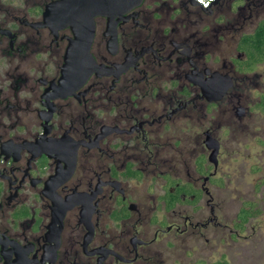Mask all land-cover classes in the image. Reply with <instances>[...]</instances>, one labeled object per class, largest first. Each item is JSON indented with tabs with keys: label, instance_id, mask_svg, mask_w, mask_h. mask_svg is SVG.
Masks as SVG:
<instances>
[{
	"label": "flooded vegetation",
	"instance_id": "af4514ba",
	"mask_svg": "<svg viewBox=\"0 0 264 264\" xmlns=\"http://www.w3.org/2000/svg\"><path fill=\"white\" fill-rule=\"evenodd\" d=\"M57 1L0 0V264H171L169 253L222 226L207 134L220 149L219 116L263 113L264 95L251 90L264 63L240 72L237 40L264 19L244 31L264 0H218L208 11L189 0H96L98 69L68 83L74 36L56 30ZM232 31L233 52L220 58V36ZM190 139L208 151L191 165ZM62 143L76 154L54 188L56 203L74 196L61 217L48 186L66 165Z\"/></svg>",
	"mask_w": 264,
	"mask_h": 264
},
{
	"label": "rangeland",
	"instance_id": "374dc122",
	"mask_svg": "<svg viewBox=\"0 0 264 264\" xmlns=\"http://www.w3.org/2000/svg\"><path fill=\"white\" fill-rule=\"evenodd\" d=\"M262 17L264 12L253 16L252 24L244 31H251ZM238 35L239 32L232 31L225 33L224 39L220 36L222 40L217 45L220 58L233 52ZM255 75V89L251 90L254 100L264 95V64L258 66ZM247 94L246 91L242 96L244 107L248 103ZM218 118L221 123L217 130L220 149L213 176L215 183L210 190L215 195L216 214L222 226L215 229V235L204 232L201 238L189 241L187 248L169 253L171 264H193L195 260L264 264V186H259L264 180V114L251 109L236 115L232 121L224 114ZM201 144L200 140H189L188 145L193 150L188 157L190 165L197 155L207 157L208 151ZM248 203L254 205L257 214L238 229L236 215Z\"/></svg>",
	"mask_w": 264,
	"mask_h": 264
},
{
	"label": "water",
	"instance_id": "95a60500",
	"mask_svg": "<svg viewBox=\"0 0 264 264\" xmlns=\"http://www.w3.org/2000/svg\"><path fill=\"white\" fill-rule=\"evenodd\" d=\"M189 1L193 5L198 6L193 0ZM200 9L202 11L209 10L205 8ZM100 13L101 11L96 6V0H59L56 2V30L63 27H70L74 36V39L70 41L67 48L65 56L66 63L62 70L61 81L68 83L70 80L77 79L80 80L79 82H83L90 73L97 71L98 67L89 53V48L94 32L93 18ZM212 79L221 80V76L214 74ZM201 87L205 94L212 88V86L207 83H202ZM224 88L225 87H221L219 90L220 94ZM204 144L206 148L210 150L208 156L209 161L216 166L219 142L207 134ZM65 148H67V146L62 143L60 149L62 152H59L60 155L63 156L65 154ZM67 149L70 151L67 152L68 154L66 153L67 159L64 160L66 164L64 170H61L58 165L56 168V175L51 177L49 180L50 186H48L50 187V194L48 196L53 201V215H56V205L60 204L59 206H62L60 211L61 217L65 210L73 204L71 200L74 198V196L70 195L66 197V200L56 203V200L59 198L54 193V188L67 180L74 168L76 147L74 146L72 151L70 146ZM60 158L63 160L62 157ZM61 159H59V161Z\"/></svg>",
	"mask_w": 264,
	"mask_h": 264
},
{
	"label": "trees",
	"instance_id": "16d2710c",
	"mask_svg": "<svg viewBox=\"0 0 264 264\" xmlns=\"http://www.w3.org/2000/svg\"><path fill=\"white\" fill-rule=\"evenodd\" d=\"M237 50L242 52L244 57L237 62L240 72H251L258 64L264 63V19L256 24V27L250 33H243L237 40ZM259 110L264 113V99L257 104ZM259 186H264V180H261ZM264 201V193L262 196ZM257 214L252 203L242 206L237 215L235 226L240 229L253 216ZM203 264V263H197ZM210 264H226L224 261H216Z\"/></svg>",
	"mask_w": 264,
	"mask_h": 264
},
{
	"label": "built area",
	"instance_id": "2783aa9c",
	"mask_svg": "<svg viewBox=\"0 0 264 264\" xmlns=\"http://www.w3.org/2000/svg\"><path fill=\"white\" fill-rule=\"evenodd\" d=\"M199 8L210 9L215 6L218 0H193Z\"/></svg>",
	"mask_w": 264,
	"mask_h": 264
}]
</instances>
